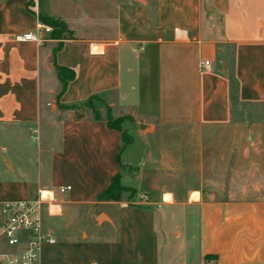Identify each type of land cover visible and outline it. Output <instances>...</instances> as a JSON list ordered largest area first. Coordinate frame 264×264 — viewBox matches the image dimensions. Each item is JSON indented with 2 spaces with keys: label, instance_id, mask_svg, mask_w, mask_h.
Masks as SVG:
<instances>
[{
  "label": "crops",
  "instance_id": "obj_1",
  "mask_svg": "<svg viewBox=\"0 0 264 264\" xmlns=\"http://www.w3.org/2000/svg\"><path fill=\"white\" fill-rule=\"evenodd\" d=\"M43 17L67 38L16 39ZM93 95L137 123L149 202L100 198L123 138ZM0 135V224L41 198V264H264V0H0Z\"/></svg>",
  "mask_w": 264,
  "mask_h": 264
},
{
  "label": "built area",
  "instance_id": "obj_2",
  "mask_svg": "<svg viewBox=\"0 0 264 264\" xmlns=\"http://www.w3.org/2000/svg\"><path fill=\"white\" fill-rule=\"evenodd\" d=\"M53 28L43 22L36 25L35 30L16 36L17 40H29L42 43L44 34ZM205 69L211 68V61L205 60ZM72 188L71 185L61 186V192ZM143 201L149 202L147 193L141 194ZM162 203H158L161 207ZM3 221L0 224V238H4L10 246H18L14 252H0V261L4 264H41V252L44 244L55 243L51 233L43 230L41 216V198L25 200H7L2 205Z\"/></svg>",
  "mask_w": 264,
  "mask_h": 264
},
{
  "label": "rangeland",
  "instance_id": "obj_3",
  "mask_svg": "<svg viewBox=\"0 0 264 264\" xmlns=\"http://www.w3.org/2000/svg\"><path fill=\"white\" fill-rule=\"evenodd\" d=\"M92 107H93L92 110H96L97 112L106 113L107 111V103L105 99L103 98L94 99L92 102ZM86 108L88 107L86 106ZM122 128L125 130V136L127 139L123 145L122 156H121V163L123 165V167L121 168L122 183L126 186H129L128 183H131L130 180H132L139 171L138 165H134L131 163L133 160H135V156H134L135 152H136L137 157H139L138 148H137V146L139 145L138 144L139 143L138 126H137V123L135 124L131 120L125 119L122 121ZM165 131H162V132L159 131V132L162 134ZM165 133H168V136L166 139L167 144L173 145L175 154L176 153L178 154V144H179L178 131L170 132V130H168ZM0 138H1V135H0ZM142 145L144 146L145 150H147V144L145 142H142ZM156 151H157V148H156ZM174 167L175 169H178L177 168L178 165H175ZM142 190L138 191L137 189H135L134 194L131 197V201H137V202H139V200L143 201L140 195L144 193L148 194V192L142 191ZM130 193H131L130 191L125 192L123 199L129 200ZM153 196H155V198L157 199V195H153ZM100 219H103V217H100ZM85 259L91 260L90 264H97L99 262V248H95L91 250V255L85 257ZM87 260L82 262V264H88ZM0 264H4V263L0 262Z\"/></svg>",
  "mask_w": 264,
  "mask_h": 264
},
{
  "label": "trees",
  "instance_id": "obj_4",
  "mask_svg": "<svg viewBox=\"0 0 264 264\" xmlns=\"http://www.w3.org/2000/svg\"><path fill=\"white\" fill-rule=\"evenodd\" d=\"M42 19H43V22H46L52 26L53 28L52 32H53L54 37L67 38L69 30L64 21L60 19L49 18V17L48 18L43 17ZM57 69L59 72V76L61 77V80L63 81L64 85H66L67 82L73 79L75 76L74 71L66 67L57 65ZM96 98H102V97L99 95H93L85 101L84 105L87 106L89 109H93L92 102ZM93 112L95 113L96 116H100L99 115L100 112H97L96 110H93ZM106 115H107L109 126L113 128H117L121 131L122 138H123V145H124L127 139L125 136V130L122 128V121L125 119H129L135 123L134 119L129 116L114 117L112 115L111 108L108 105H107ZM122 167L123 165L121 163V168ZM127 191L131 192L129 196V198H131L132 195L134 194L135 189L133 187L126 186L122 183V173L119 172L117 176L113 179L109 187L100 195V198L104 200H122L124 197V193Z\"/></svg>",
  "mask_w": 264,
  "mask_h": 264
},
{
  "label": "bare ground",
  "instance_id": "obj_5",
  "mask_svg": "<svg viewBox=\"0 0 264 264\" xmlns=\"http://www.w3.org/2000/svg\"><path fill=\"white\" fill-rule=\"evenodd\" d=\"M164 197H165V199H170L172 196H171V194L166 193V194L164 195Z\"/></svg>",
  "mask_w": 264,
  "mask_h": 264
}]
</instances>
